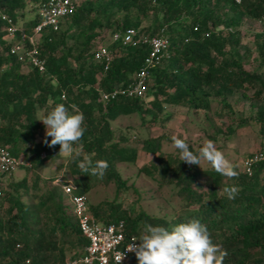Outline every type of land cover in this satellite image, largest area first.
I'll use <instances>...</instances> for the list:
<instances>
[{
	"label": "trees",
	"instance_id": "obj_1",
	"mask_svg": "<svg viewBox=\"0 0 264 264\" xmlns=\"http://www.w3.org/2000/svg\"><path fill=\"white\" fill-rule=\"evenodd\" d=\"M32 1L0 0V13L20 21L23 9ZM36 16L27 24L20 21L27 32ZM243 17L264 21V0H85L57 30L47 28L40 35L37 48L46 61L43 73L9 53V47L20 39L18 35L8 37L0 19V120H4L0 123V147L32 163L31 168H23L27 171L20 179L6 182L4 178L12 174L0 171V264H25L26 260L29 264H64L86 244L72 205L64 201L63 191L53 182L56 175L40 173L43 162L56 156L60 146L48 147L44 140L51 137L38 135L44 125L36 120L37 114L57 103L78 106L86 125L83 153L109 165L100 178L82 173L69 157L63 164L62 177L71 179L75 192L86 196L98 222L122 219L126 235L138 238L142 222L171 229L198 219L207 226L213 242L227 252L223 264H264V159L254 162L250 173L235 167L239 175L229 179L208 163L200 167L180 161L179 151L172 145L169 151L164 149V142H172L165 134L142 138L136 145L138 137H116L111 126L112 121L134 112L141 114L143 123H154L166 106L184 105L191 112L202 110L207 120H211L209 113L222 118L224 134H231L248 124L247 117L234 119L236 113L228 101L230 94L239 92V98L253 101V120L264 138V74L245 66L249 49L240 44L238 28ZM146 20L148 24H144ZM128 27L146 34L162 30L169 40L170 56L150 72L149 107H143L139 98L97 100L98 89L127 85L147 53L143 45L112 42L108 47L114 55L110 67L103 71L93 61V46L105 38L106 31ZM256 48L260 64L264 63V31L257 36ZM24 64L25 71L21 69ZM213 103L218 106L214 108ZM171 117L165 113L161 119ZM138 151L150 154L152 161L135 167L128 183L130 177L122 176L118 164L135 165ZM142 173L157 185L155 189L152 184L142 191L135 183ZM111 182L112 200L89 201L88 195L98 185ZM229 185L239 188L232 200L222 193ZM165 186L178 197L181 209L176 210L178 206L165 197V204L144 209L140 201L156 198V192ZM128 191L135 199L123 207L120 197ZM129 264H138L136 256Z\"/></svg>",
	"mask_w": 264,
	"mask_h": 264
},
{
	"label": "built area",
	"instance_id": "obj_2",
	"mask_svg": "<svg viewBox=\"0 0 264 264\" xmlns=\"http://www.w3.org/2000/svg\"><path fill=\"white\" fill-rule=\"evenodd\" d=\"M85 0H38L37 21L30 32L22 26L21 22L8 15L0 13L4 22L3 30L8 37L19 36V42L9 47V53L31 68L43 73L46 61L39 55L37 43L45 29L57 30L60 22L73 14L76 8ZM240 2V0H235ZM196 29V28H195ZM26 41V42H25ZM111 41L120 45H143L148 48L143 62L127 85L118 86L111 90L98 89V101L108 102L118 98H139L146 100L148 95L149 76L151 69L157 67L163 59L170 56L169 40L163 35L162 30L153 34L138 33L135 28L128 27L122 31H113ZM27 43V44H25ZM113 53L106 45L99 43L92 50V59L106 71L113 59ZM64 98V94L61 95ZM264 159V138H261L258 148L252 155L242 161L243 170L250 173L254 162ZM31 168L29 159L14 156L6 147H0V171L7 175L17 169ZM72 204L73 213L81 235L86 239L78 255L67 259L64 264H117V254L125 252V258L120 264H129L134 253L126 252V245L132 242L135 235H126L124 220L109 223L98 222L90 212L87 198L84 194L75 192V185L71 179L61 175L53 180ZM139 243V241H136ZM19 246V245H17ZM25 264H29L26 260Z\"/></svg>",
	"mask_w": 264,
	"mask_h": 264
},
{
	"label": "rangeland",
	"instance_id": "obj_3",
	"mask_svg": "<svg viewBox=\"0 0 264 264\" xmlns=\"http://www.w3.org/2000/svg\"><path fill=\"white\" fill-rule=\"evenodd\" d=\"M37 1L33 0L32 2H28L23 9V17L20 18V21L24 24H27L29 19L34 17L37 12ZM144 24H148V21H144ZM240 30V44L247 47L249 49L248 55H246L245 66L253 69H258L262 74H264V63L260 64V57L257 53L256 48V40L259 33L264 31V21L251 19L248 17H243L239 26ZM106 45L107 47L111 46V32L108 30L105 32V38L102 41H99ZM98 43V44H99ZM95 48V46H93ZM245 49H241V52L245 54ZM73 65V63H72ZM28 66V65H27ZM149 82L148 88L151 85ZM252 95V91L247 93V96L250 97ZM239 92H233L228 96V101L232 105L235 111L236 117H247L248 124L238 128L235 132L231 134H224L222 118L213 117L210 113L208 116L211 120H207L205 118V114L202 110L198 112H191L184 105L178 106H166L157 121L154 123L146 122L143 123L141 119V114L138 112L131 113L127 116H121L117 118L115 121L111 122V126L114 130V135L117 137L120 134H125L128 136L138 137V141L135 142L138 145V142L145 137H155L160 134H165L169 138L173 135H177L181 138L187 136L188 143L195 149H198L204 141L212 140L215 142L217 148L223 152L224 156L238 169H242V161L243 159L252 151H254L261 139V135L258 131V124L253 120V115L255 111V107L253 101L249 98H239ZM148 98L146 100H142L143 107H149V101L152 99L151 95H147ZM217 103H213V107L215 108ZM165 113H171L172 117L169 120L163 121L161 117L165 115ZM146 117H148L146 115ZM236 121V120H235ZM220 128L221 131L217 132L215 129ZM172 142H164L163 147L166 151H169L172 146ZM59 158L55 161V159L45 160L41 165L42 171L45 175H54L61 174V176H65L60 167L67 160L68 156L61 153L58 154ZM152 161V156L150 154H146L142 151H138L137 158L134 164H125L119 163L120 171L122 176H129L128 183H130L133 179V175L136 171L135 167H143L145 164H148ZM207 162H202V166ZM56 169H53L54 167ZM27 170L21 168L12 172V175L8 178H4V180L10 181L12 179H20ZM144 173L138 176L135 180L136 184H139L142 189H145L147 185H152V189H155L157 185L148 177H144ZM57 177V176H55ZM3 180V181H4ZM151 183V184H150ZM143 191V190H142ZM156 198L152 199H143L140 201V204L144 209L152 210L156 209V205L165 204L163 202V198L165 197L172 201L178 207L176 210L179 211L178 197L171 193L168 187H163L156 192ZM160 196V197H159ZM114 197V185L113 183H109L107 186L98 185L91 193L88 195L89 201L91 203H96L101 200H112ZM63 199L66 203L72 205L68 199V197L63 194ZM135 199V194L131 193V191L125 192L121 195L120 200L123 203L122 206L126 207L128 203H131L132 200ZM6 207V203H3V209ZM73 251V250H72ZM70 253L68 254V258L70 257Z\"/></svg>",
	"mask_w": 264,
	"mask_h": 264
},
{
	"label": "clouds",
	"instance_id": "obj_4",
	"mask_svg": "<svg viewBox=\"0 0 264 264\" xmlns=\"http://www.w3.org/2000/svg\"><path fill=\"white\" fill-rule=\"evenodd\" d=\"M36 120L45 126L46 137H51L50 141L44 140L48 147L59 145V154L68 156L82 173L103 178L109 167L107 161L96 160L83 153L85 117L77 105L57 103L50 110L46 107L37 114ZM171 141L179 151L180 161L185 164L201 167L202 162H207L224 177H238L235 166L214 141L206 139L195 151L190 149L187 136L181 138L173 135ZM222 193L232 200L239 194V188L236 185L225 186ZM125 247L126 252L135 254L138 264H223L227 256V252L213 242L207 226L198 219L175 224L171 229L142 222L140 236L133 238ZM117 257V264H120L125 258V252L121 251Z\"/></svg>",
	"mask_w": 264,
	"mask_h": 264
},
{
	"label": "crops",
	"instance_id": "obj_5",
	"mask_svg": "<svg viewBox=\"0 0 264 264\" xmlns=\"http://www.w3.org/2000/svg\"><path fill=\"white\" fill-rule=\"evenodd\" d=\"M23 71H25L26 69H27V66L24 64V65H22V68H21ZM46 106H47V104H46ZM45 106V107H46ZM42 110V109H41ZM40 110V111H41ZM2 122H4V120L2 121V120H0V123H2ZM40 123H42L41 121H40ZM43 124V123H42ZM38 135H40V136H42V137H46V129H45V126H44V129L42 130V133L41 134H38ZM40 138L41 137H39V136H37V140H40ZM60 153V152H59ZM59 153H57V155L56 156H54L52 159H55V161L56 160H58V158H59ZM62 167H60L62 170H63V165H61ZM57 167L55 166L53 169H56ZM40 173H41V175L42 176H44V177H53V176H60L61 174H54V175H45L44 174V172L42 171V167H41V170H40Z\"/></svg>",
	"mask_w": 264,
	"mask_h": 264
}]
</instances>
